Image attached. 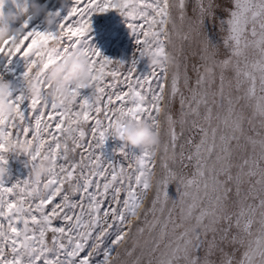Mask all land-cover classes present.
<instances>
[{
    "label": "snow or ice",
    "instance_id": "obj_1",
    "mask_svg": "<svg viewBox=\"0 0 264 264\" xmlns=\"http://www.w3.org/2000/svg\"><path fill=\"white\" fill-rule=\"evenodd\" d=\"M9 2L21 22L0 36V61L25 71L0 118V167L21 141L30 166H52L40 182L0 179V264H264V0H71L52 29L28 0H0V15ZM111 11L135 39L127 63L85 39ZM81 51L89 85L66 109L48 97V66ZM146 54L173 66L138 73ZM128 121L159 129L161 148L122 143L114 164L102 150Z\"/></svg>",
    "mask_w": 264,
    "mask_h": 264
},
{
    "label": "clouds",
    "instance_id": "obj_2",
    "mask_svg": "<svg viewBox=\"0 0 264 264\" xmlns=\"http://www.w3.org/2000/svg\"><path fill=\"white\" fill-rule=\"evenodd\" d=\"M60 9H68L71 0H56ZM27 15L34 20L38 19L45 29H52L56 26L57 18L50 14L39 0H28ZM21 22V15L14 8L3 11L0 15V26H4L0 36L7 37L9 35H17V26ZM52 51L50 47H44L40 50L42 57H46ZM146 67L161 66L172 67L170 58L161 57L156 59L151 54H146ZM41 64L45 61L41 60ZM206 72L210 69H206ZM48 97L51 101L66 109H70L74 104V98L69 94V89H83L89 85V69L86 55L81 52H75L63 59L62 62L53 63L48 66L47 71ZM14 87L10 81L0 80V118H7L15 111L13 105L9 102ZM25 94L33 101L41 96V85L36 80H30L24 85ZM120 136L122 142L133 152L151 151L157 152L161 148V138L159 129H154L147 122H125L120 128ZM15 152L17 155L23 154L29 156L32 152L30 142L21 141L16 145ZM52 166V161L46 156H42L34 164L31 165L30 176L34 182H40L46 178ZM6 167H0V179L6 175ZM136 218L133 217L131 222L135 223Z\"/></svg>",
    "mask_w": 264,
    "mask_h": 264
},
{
    "label": "rangeland",
    "instance_id": "obj_3",
    "mask_svg": "<svg viewBox=\"0 0 264 264\" xmlns=\"http://www.w3.org/2000/svg\"><path fill=\"white\" fill-rule=\"evenodd\" d=\"M39 2L49 12L55 13L60 10L56 0H39ZM9 8L14 9L10 2L5 4L2 11H7ZM126 23L125 18L115 11L93 16L91 31L85 39L90 46L95 47L106 58L127 63L135 51V39L130 34ZM33 24H40V22L38 19H35ZM147 70L146 62L141 61L137 66V72L143 73ZM24 71V61L19 57L13 58L11 62L6 60L0 61V80L10 81L14 88L20 86V77ZM6 161L5 167L7 172L2 178L5 186H11L18 181L26 180L28 173L30 178L31 166L29 165V156L23 154L17 155L13 152L6 156ZM167 193L169 198L174 200L177 196L176 185L170 184L167 188ZM136 236L137 233L134 230L133 241Z\"/></svg>",
    "mask_w": 264,
    "mask_h": 264
},
{
    "label": "built area",
    "instance_id": "obj_4",
    "mask_svg": "<svg viewBox=\"0 0 264 264\" xmlns=\"http://www.w3.org/2000/svg\"><path fill=\"white\" fill-rule=\"evenodd\" d=\"M123 142L120 141L119 139H111L109 138L104 145L103 148V155L104 157L108 158L112 163L114 164H120L123 165L125 163V161L121 160V156L119 155H113V151L115 149H119L121 147V144ZM126 151H130L133 152L131 149H129L128 147L125 149ZM27 179L29 178V173L26 175Z\"/></svg>",
    "mask_w": 264,
    "mask_h": 264
}]
</instances>
